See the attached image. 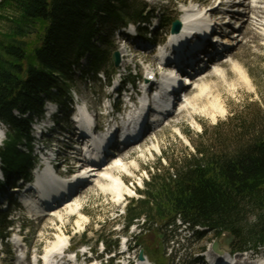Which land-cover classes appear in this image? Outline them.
Masks as SVG:
<instances>
[{
  "label": "trees",
  "instance_id": "16d2710c",
  "mask_svg": "<svg viewBox=\"0 0 264 264\" xmlns=\"http://www.w3.org/2000/svg\"><path fill=\"white\" fill-rule=\"evenodd\" d=\"M0 8L20 12V19L11 20L12 33L2 36L0 45V120L20 142H31L30 124L43 114L45 97L57 103L67 119L70 117V82L78 72L85 80L98 78L101 73L110 78L116 72L112 55L117 50L113 46L117 31L129 24H139L148 31L145 24L156 18L140 0H3ZM37 24L41 25V34L29 55L23 38L30 33L28 28ZM141 35L147 37L146 32ZM256 134L249 139L241 137L233 150L210 154L201 149V157L181 166L171 164L166 174H151L142 191L145 198L127 207L126 231L140 217L145 218L144 232L152 224V217L165 221L167 230L182 220L190 229L201 226L218 235L232 234L236 239L233 251L264 247V130ZM20 142L16 140L12 149L24 154L32 166V155L18 149ZM8 143L0 148L6 179L0 187L15 185L20 175L31 178V166L17 167L4 154ZM8 215L0 211L2 242L9 235ZM171 231L174 234L167 236L168 246L158 256L160 261L168 256L166 249L174 241L177 228ZM203 235L196 231L198 238ZM104 240L108 247L118 246V240ZM169 257L173 261L179 258Z\"/></svg>",
  "mask_w": 264,
  "mask_h": 264
},
{
  "label": "rangeland",
  "instance_id": "374dc122",
  "mask_svg": "<svg viewBox=\"0 0 264 264\" xmlns=\"http://www.w3.org/2000/svg\"><path fill=\"white\" fill-rule=\"evenodd\" d=\"M140 1H143L149 10L156 16L150 30L155 28L160 20L162 21V28L157 31L156 38L157 40L165 41L166 36L170 34L171 21L176 18L180 19L183 10L192 7L212 6L215 4L216 0H197V2H193V0ZM2 3L3 0H0V5ZM253 4L254 7L261 6L256 2ZM261 10L263 9H256L259 15H261ZM250 15L254 22L257 17L259 18V28L256 29L259 33L264 35V26H261V22L264 23V19L257 16L255 13ZM0 16L1 45L3 42L2 36H8L13 31V21L11 20L20 19V12L15 8H0ZM212 18L208 17L209 20H215L214 17ZM237 20L238 17L232 19L227 26L228 28L226 27L230 32L234 29L233 27ZM240 22L242 24V21ZM41 30V25H34L32 28H28L30 33L26 38H23L29 47V55L31 50L38 44V36L41 34ZM245 31L246 28H243V30L237 32V37L240 36L238 41H234L233 38L230 39L226 37V35H220L219 33H217V35L221 40L235 42L236 44L240 43L236 47L237 50L235 53H237L242 44L241 41ZM236 44L233 45V47H235ZM140 45L141 44L132 42V39L127 37L126 33L118 32L115 34L113 39L114 48H117V51H119L121 46L127 47V53L130 52L132 55H135L136 58H133H135L134 60L136 64H138L137 68L131 65L129 69L127 68L128 70H126V68H117V72L122 75V78H127L132 81L134 79L136 81L138 79L143 80L147 77V69H149L151 65L155 67V70L159 68V62L154 60L153 47L144 45V47L148 49L147 52V50L142 49ZM249 45L251 48L248 54L244 51H239L238 56L234 57L232 53L228 52L222 61L219 60L214 63L209 62V64L212 63L213 67L207 69L206 73L210 75V77L207 76L208 79L205 82L208 88L202 93L203 101L195 106L196 111L190 110L191 113L189 111L181 113L183 109L194 107L191 104L194 103L193 98L199 93L201 81H205L207 77L203 80H201L200 77L195 79L194 85L188 89L189 98H186L184 102L180 103L176 114L168 119L164 126L156 129V133L155 131H151L152 135L147 136L140 145H135V147L123 153L122 157L127 160L126 162L136 160L139 164L137 169H133L135 174L129 176L133 171L132 173L126 171L129 174H123V179L127 185L132 188V194L133 191H136L135 195L133 194L132 196L131 194L129 196L132 197H126L123 203L118 202L119 204H116L117 202L113 201L112 195L103 193L99 187L90 186V189H87L83 194H79L75 198L82 203V212L87 218L81 228L79 226L77 227L76 224L79 215L73 217H69V215L64 223H62L61 219L58 217H48L44 220L30 221L31 215L27 210L13 208V213H11L9 219L15 222L17 226L19 223L27 226L28 230L26 231L25 237L28 249L32 252L38 251L44 253L46 248L51 245L52 241L57 238L56 233H59L57 224H59L65 232L67 231L66 234H69L68 240L74 249H77L78 246L85 242H89L88 247L96 249L98 248V246H96L98 240H102L103 238L110 242L120 237L117 253L122 252L125 242H128V245H131L132 249L130 253L131 258L137 261L139 254L143 250L147 252L151 262L153 261L154 264H189L191 260L198 255L197 251H200V249L204 251L200 256L203 257L206 263L214 254L212 249L215 244H219L220 250H233L232 246L236 242L235 238H233L229 246L224 244V241L229 240V235L232 234L226 232L218 235L217 232L210 231L206 228H198V230L204 234L200 239L194 235L193 232H190L189 235L186 234L185 230L181 228V222L178 221L177 227H179V229L174 237V241L170 243L166 250L169 254H172V256L178 255L179 259L173 261L166 257L164 261H160L159 257L163 249L168 246L167 236L170 237L171 234H174L171 231L175 230L174 226L170 229L168 228V231L167 228L163 227L166 223L165 221L152 217V224L149 225V229L146 230V232H143L141 231V227L143 226L145 218L140 217V219L136 220L127 234H123V228L126 216L125 211L127 210L126 206L131 203V201V204L139 203V200L145 198L142 191H144L146 183L151 178V174H166L171 164L181 166L191 158H196L197 156L201 157V149H207V152L209 151L210 154H219L223 150H233L238 143H241L243 137L249 139L251 136H255V133L258 135L264 130V38L259 41V45L255 43H250ZM129 58L130 57L127 59ZM221 63H225V66L221 65ZM84 64L86 63L84 62ZM236 66L249 75L252 80L251 87L244 83L240 71ZM136 74H138V78ZM100 77L101 80L92 78L90 81L88 80L86 82L85 79L80 77V73L78 72L76 77L70 82L74 99L76 100L77 98L80 102H85L90 106L92 114H96L98 117L101 116V113L111 111L110 101L106 99L111 89L106 87L108 80L103 75ZM217 99H220L221 102L216 101ZM214 103L225 107L226 112L221 115L219 113V107H214L212 105ZM73 107L75 106L73 105ZM122 107L124 108V105ZM50 108L51 105L47 104L46 116L50 115V111H48ZM214 115L217 116L216 119ZM54 119L59 127H63L67 129V131L74 130V123L72 120L69 121L66 119L65 112L60 108L58 116ZM47 123H49V120L46 119L43 120L41 125L44 126ZM1 127L3 128V126ZM3 130L7 131L6 128H3ZM7 135L6 133V138ZM35 135L39 136L38 133H35ZM16 140H19V142L21 141V139H17V135L10 132L8 139V141H10V143H8L10 147H8L4 154L9 161L17 167L23 164H25V167L31 166L30 162H26V156L24 154L13 151L12 148ZM3 144L1 146H3ZM154 147L156 148L153 150ZM23 150L27 151L28 149L25 148ZM143 153H145V156H143ZM23 172L26 173V168ZM7 195L8 193L6 192V196ZM4 205L5 204L2 203L0 207L3 209ZM252 216V214L249 215V217L253 219ZM83 230L86 232L84 235L82 234ZM164 234L166 235L164 236ZM12 240L14 239L7 240L4 247L5 250L11 248L13 256H8L6 254L7 257L2 264L16 263L18 249L24 250L23 246L17 248L11 245L10 241ZM97 251L98 254L101 253V247L98 248ZM153 252L156 253V257L155 254L153 255ZM192 253L195 255L192 256ZM241 253L242 252H240V255H242ZM243 254L244 257H247L244 259L247 264H259L260 261L264 259V247L248 250L247 253ZM242 258L243 257H241V259Z\"/></svg>",
  "mask_w": 264,
  "mask_h": 264
},
{
  "label": "bare ground",
  "instance_id": "6f19581e",
  "mask_svg": "<svg viewBox=\"0 0 264 264\" xmlns=\"http://www.w3.org/2000/svg\"><path fill=\"white\" fill-rule=\"evenodd\" d=\"M253 1L254 0H245L243 3V6H236L237 4H240L242 1L241 0H216L215 4L213 6H211L210 8L207 9V11H204L202 8H187L185 10H183L182 12L185 13L184 16L181 18V22H182V30H190V27H203L206 28L207 30L210 29V26L215 25V26H219V28L222 27H227L229 25V23L231 22L232 19H235L236 17H238V20L236 22V26H239L240 21H242V24L240 25V29L239 31L243 30V28H246V31L243 33V38H242V44L239 48V51H244L246 52V54L249 53L250 51V43H255L256 45H259V41L262 40L264 38V35L259 33L257 31L256 28H259L258 23H259V18L257 16H260L264 19V0H256L258 1L257 3L260 4L261 6L259 7H254L253 5ZM193 2H197V0H193ZM219 3V4H218ZM246 6V10H245V15H242L240 13H242L243 7ZM236 7L239 8L238 12L239 13H235L234 9H236ZM258 8H262L263 10L260 11L261 15H259L256 11V9ZM252 13H255L257 16V18L255 19V22L252 20L251 15ZM250 15V17H249ZM208 17H214L215 20H211V22H209V20H207ZM213 21H215V23H212ZM253 21V22H252ZM249 23V24H248ZM262 25L264 26V23L261 22ZM257 24V26H256ZM255 27V29H254ZM228 28V27H227ZM226 28V29H227ZM187 30V31H188ZM204 30V29H203ZM206 30V29H205ZM204 30V31H205ZM191 31V30H190ZM206 34V32L200 31L197 35L196 38L190 39V36L188 37H182V35H184L183 33L180 34H176V35H169V46H168V53L164 54V58L166 59V63L164 65H162V67L164 68H169V67H174L175 64L177 63V61L179 62V65L182 66L183 68H188V65L191 63L193 64L194 67H199L201 68V73L198 75L200 77L201 80L205 79V77H210L209 74H206L207 71V67H201V65H199V62L201 60L202 56H205L207 58V56H210V59L217 61V57L219 56V48L217 46L214 45V42L210 40V38L208 37H204L203 34ZM195 35V34H194ZM171 36H177L174 38H171ZM230 39L233 38L234 41H238L239 37H237V32H232V34H230ZM228 37V38H229ZM245 40V41H244ZM222 42H226L227 44H229L227 47V52L225 53L227 55V53H232V56H238V52L235 53V51L237 50V46L240 43H235V42H230V41H223ZM235 47H231V45H235ZM221 46V45H220ZM144 50H147V48H142ZM218 49V50H217ZM148 51V50H147ZM233 51V52H232ZM127 47L125 46H121L119 49V53L122 59V62L120 63V68H126V70H128L131 65H134L135 68L138 67V64H136V61L134 60L136 57L135 55H131L130 53H127ZM234 54V55H233ZM224 55V56H226ZM224 56L222 57V59L224 58ZM128 57H130L129 59H127ZM135 57V58H133ZM163 58V56H162ZM204 58V59H206ZM208 59V58H207ZM221 59V61H222ZM155 61L159 62V64L161 63L159 60V57L156 56L154 58ZM131 62V63H130ZM191 62V63H190ZM130 64V66H129ZM146 65V64H145ZM221 65L225 66V63H221ZM161 66V64H160ZM211 66V65H209ZM208 66V68H209ZM128 68V69H127ZM236 68H238V70L240 71L241 74V78L243 79L244 83L251 87L252 86V80L249 77V75L245 72L242 71L241 68H239L238 66H236ZM148 74L147 77L151 74V72L155 71V67H152V65L149 67V69H147ZM203 71V72H202ZM205 74V75H203ZM197 76V77H198ZM184 77V76H183ZM208 77L205 79V81H201L200 83V89H199V93L197 95H195L194 99V103H191L194 107H191L190 109H183L181 113H184L185 111H189L191 113L190 110H194L196 111V107L200 102H202L203 98H202V93L207 90L208 86L205 84V82L207 81ZM214 77V76H213ZM148 79V78H147ZM186 97L189 98V94L186 95ZM173 99H177V94L174 93L172 95ZM192 100V99H191ZM216 101L221 102L220 99H217ZM144 104V103H143ZM179 105V104H177ZM214 107H219L220 110V114H224L226 112V108L222 107L220 104L214 103L212 104ZM90 107V106H89ZM144 115L149 114L148 113V107L146 105H144ZM163 108V106L161 107V109ZM177 108H174V112L171 116L168 117V119H170L173 115L176 114ZM146 110V112H145ZM140 115V114H139ZM142 115V114H141ZM140 115V116H141ZM162 115V114H160ZM215 119L217 118L216 115H214ZM78 121L80 123H83L85 120L87 121H94V119L91 116H88L86 113H82L80 115L77 116ZM147 118V122L150 123V120ZM150 118V115H149ZM153 118V117H152ZM161 117L159 116H155L154 119L155 120H159ZM167 119V120H168ZM164 121L163 124H161L160 126H158V128H161L162 126H164V124L166 123V121ZM135 124L133 130H137V124H138V120L136 122L131 123L130 125ZM141 127V126H140ZM157 129V128H156ZM156 129L154 130L156 133ZM148 131L145 130V132L142 134V138L141 140L136 144L140 145L144 140L146 136H150L152 135V133H147ZM133 134H129L128 136H132ZM4 138H5V133H3V130H1L0 127V145L4 142ZM129 138V137H126ZM121 137H119L118 140H120ZM143 140V141H142ZM107 144V141L103 136H99L94 142H93V149H86L87 153L90 154V159H97L99 160L98 154L100 156L104 155L105 153L102 152V148ZM117 143L114 144V146H116ZM133 147H135L134 145L131 146H126V148L123 151H119L117 156H114L112 158H108L105 162L102 161V163H104L105 165H102L100 167H96L94 169L91 168H87L85 171L77 173L75 175V180L69 181V182H65L63 179H60L58 177H56L55 175H53L50 167L46 168L45 170H43V172H41V174L37 175L38 178V182L36 185V191H39V196L43 197V200L45 201H51V200H55L56 198H58L57 200H61V198L64 199L67 197V194L69 195L68 192H70V190H72L73 188L78 189L81 187H84L82 190H80V193H84L87 189H90V186H96L99 187V189L106 194L112 195L113 197V201L117 202L116 204H119L118 202L121 203V201L123 199H125L124 197L129 196L132 194V188H130L129 185H127V183L125 182V180L122 177V173H125L126 171H129L130 173H132L133 169H137L139 167L138 162H136V160L134 161H128L125 158H123V153L127 150H129L130 148L132 149ZM156 147L153 148V150ZM143 156H145V153H143ZM108 160H110L108 162ZM108 163V164H107ZM129 174V173H127ZM135 174V172L133 171L132 174H129V176ZM88 180V181H85ZM68 183V184H67ZM73 185L72 188L69 185ZM73 192V191H72ZM133 194L135 195V191H133ZM132 194V196H133ZM71 195V194H70ZM69 195V196H70ZM129 196V197H132ZM29 198L26 199V203L28 204V208L30 209L29 213L30 215L34 218V219H39L42 217V215H47L49 212H45L42 210V207H40V203H41V199L36 201L34 200L33 202H29ZM49 204V202H48ZM49 214H51V216L54 217H58L59 219H61V222L64 223L65 220L69 217H73V216H78L79 218L76 220V224L77 227L79 226L80 228L83 227L84 223L86 222V217L85 214L82 212V203L77 201V199L75 198H70L67 202H65L64 204H60V206H58L57 208L53 209L52 212H50ZM77 214V215H76ZM46 218V217H45ZM57 228H59V233H56L57 238L52 241L51 245H49L46 248V256L47 257H51L53 254H58V250L60 251L65 244V242L68 240V236L66 232L64 231V229L62 227H60L59 224H57ZM216 253H214L215 255ZM218 255H221L220 257H222L221 259L218 260V262L220 264H228L227 261H229L228 257H229V253L226 252H220L218 253ZM242 255H237V257L240 259L239 260V264H247L246 261L244 260L247 257H244ZM250 256V255H249ZM248 256V258H249ZM241 257H243L241 259ZM217 259H215L216 261ZM25 264V263H22ZM46 264H51L50 260L48 258H46ZM138 264H153L149 259L145 260V261H138ZM257 264V263H256ZM259 264H264V259L260 261Z\"/></svg>",
  "mask_w": 264,
  "mask_h": 264
},
{
  "label": "water",
  "instance_id": "95a60500",
  "mask_svg": "<svg viewBox=\"0 0 264 264\" xmlns=\"http://www.w3.org/2000/svg\"><path fill=\"white\" fill-rule=\"evenodd\" d=\"M180 27H181L180 22H178V21L174 22V24H173V32H179ZM113 60H114L115 67L116 68L119 67L120 61H121V59H120V53L119 52H115L114 53ZM232 238H233V236L229 235V240H225L224 241V244L227 245V246H229ZM213 249L215 251H219V244H215ZM222 252H224V251H222ZM140 260H144L143 252H141V254H140Z\"/></svg>",
  "mask_w": 264,
  "mask_h": 264
}]
</instances>
